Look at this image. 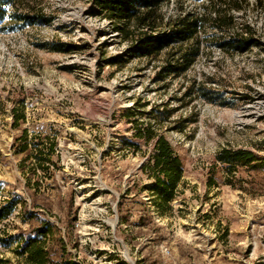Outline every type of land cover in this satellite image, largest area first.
Segmentation results:
<instances>
[{
    "label": "rangeland",
    "instance_id": "rangeland-1",
    "mask_svg": "<svg viewBox=\"0 0 264 264\" xmlns=\"http://www.w3.org/2000/svg\"><path fill=\"white\" fill-rule=\"evenodd\" d=\"M212 1L159 9L164 34L185 15L233 17L204 24L184 73L170 68L195 42L138 58L90 0H45L47 20L32 24L1 6L0 206H15L0 221V264H24L16 236L38 225L24 212L52 225L50 264H264V169L228 173L216 161L224 149L264 160V0ZM237 38L251 42L243 53L216 45ZM132 120L182 165L161 214L144 201L153 141L134 138Z\"/></svg>",
    "mask_w": 264,
    "mask_h": 264
},
{
    "label": "trees",
    "instance_id": "trees-1",
    "mask_svg": "<svg viewBox=\"0 0 264 264\" xmlns=\"http://www.w3.org/2000/svg\"><path fill=\"white\" fill-rule=\"evenodd\" d=\"M44 1L0 0V20L5 15L1 6L7 4L14 5L17 10L22 5L27 7L24 13L16 10L11 15L13 21L32 24L35 21L47 20L36 8ZM169 1L181 3L197 0H90L98 15L108 20L113 25V29L118 31L125 40H132L131 52L138 58L151 57L172 43L195 42L197 46L191 52L182 54L181 66L170 68V71L174 73H184L198 55L197 35L204 24L209 22L217 29L228 28L233 25V17L223 10L217 11L212 19H208L206 16L185 15L173 22L172 29L164 34L161 30L163 18L159 9ZM221 1L213 0L211 3H221ZM250 44V40L237 38L221 41L216 45L223 50L243 53ZM129 112V117L135 116L134 113ZM132 123H134V138L153 141V153L147 164L152 183L147 187V191L151 195L153 206L161 214L169 208L170 203L175 199L177 187L182 178V165L165 138L156 134L149 124L144 125L135 120H132ZM21 137L25 141L26 132H22ZM26 149L27 145H23L21 152ZM52 149L53 147L50 145L47 151L51 152ZM35 156L38 167L44 169L42 164L47 160V155L41 150ZM216 161L223 165L228 173L234 172L239 167L264 169V160H256L253 154L248 151L224 149L216 155ZM14 206L13 202L0 206V221L11 216ZM24 213L27 220H37L38 225L32 227L29 232L16 236V256L21 257L24 264H50L47 248L53 235L52 225L46 220L36 219L38 215L33 212ZM63 256L66 257L64 248ZM64 264L75 263L67 259Z\"/></svg>",
    "mask_w": 264,
    "mask_h": 264
},
{
    "label": "built area",
    "instance_id": "built-area-1",
    "mask_svg": "<svg viewBox=\"0 0 264 264\" xmlns=\"http://www.w3.org/2000/svg\"><path fill=\"white\" fill-rule=\"evenodd\" d=\"M149 195H150V194H149ZM150 200H151V197L148 196V195H147V197L144 199V201H145L146 203H149Z\"/></svg>",
    "mask_w": 264,
    "mask_h": 264
}]
</instances>
